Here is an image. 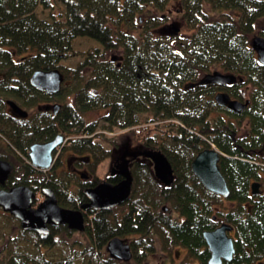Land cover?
Returning <instances> with one entry per match:
<instances>
[{"label": "trees", "instance_id": "obj_1", "mask_svg": "<svg viewBox=\"0 0 264 264\" xmlns=\"http://www.w3.org/2000/svg\"><path fill=\"white\" fill-rule=\"evenodd\" d=\"M172 1L189 30L184 36L166 37L159 28L167 18L161 11ZM57 2L60 12L49 19L37 9L51 13L52 0H0V137L20 158L32 143L61 134L67 138L64 150L91 154L99 163L121 146L104 132L128 128L126 146L163 153L174 178L162 184L148 158L134 159L127 200L112 211L94 212L79 233L82 239L69 241L67 226L52 227L45 237L22 230L8 215L0 225H16L17 232L8 228L6 242L0 243V264H141L157 244L167 255L176 246L184 248L185 258L177 264H208L202 233L216 226L213 215L233 227L234 254L221 264H264V192L253 196L249 189L262 169L252 149L264 141V65L250 41L264 36V0ZM79 40L91 44L80 51L75 47ZM75 57L74 65L65 64ZM51 69L65 77L59 92L48 94L30 84L35 70ZM213 71L235 75V87L195 84ZM218 90L250 99L245 140L232 138L242 118L238 124L229 120L231 112L214 101ZM7 101L29 115L10 118ZM51 102L60 105L55 114L38 109ZM96 110L105 111L101 131L98 120H85ZM212 146L225 154L219 169L229 187L226 199L235 202L231 208L221 209L223 198L208 191L191 170L195 155ZM21 161L22 174L12 171L7 186L49 187L65 207L76 208L85 200L82 192H69L63 178ZM114 237L130 238L133 261L106 253Z\"/></svg>", "mask_w": 264, "mask_h": 264}, {"label": "water", "instance_id": "obj_2", "mask_svg": "<svg viewBox=\"0 0 264 264\" xmlns=\"http://www.w3.org/2000/svg\"><path fill=\"white\" fill-rule=\"evenodd\" d=\"M177 30H175L176 32ZM251 48L256 53L259 64L264 65V37L255 36L250 42ZM115 57H112L114 60ZM64 77L59 69L35 70L30 76V84L37 90L45 91L48 94L57 93L60 90ZM235 76L213 71L205 74L200 80V85L232 83ZM217 105L229 110L240 112L245 108L246 103L231 100L226 92H218L215 97ZM10 107L20 116H26L15 103L9 101ZM59 104H53V112H56ZM63 142L61 134L56 135L52 140L35 143L30 147V162L42 170L50 167L52 152ZM132 157L138 154L149 158L155 177L164 184L173 180V170L165 155L159 151H128L125 153ZM219 154L213 148L200 151L191 162V170L203 186L212 193L226 197L228 195L227 183L221 174L218 166ZM10 171L9 163L0 161V182H2ZM124 176V180L116 185H100L90 196L89 207L94 209H110L124 202L130 191L131 176L125 164H121L118 171ZM257 183L251 184V192L257 193ZM45 199L35 208H32L33 191L26 186H15L9 190H0V206L20 221L24 230H32L39 234L47 235V225L58 226L67 224L69 227L82 230L83 218L79 211L63 208L56 202L51 189L43 191ZM232 227L227 223H220L213 230L202 233L205 243L210 251L208 264H221L222 261L231 260L234 254V244L227 235ZM106 249L111 257L121 260H129L131 252L129 246L119 238H112L107 242Z\"/></svg>", "mask_w": 264, "mask_h": 264}, {"label": "flooded vegetation", "instance_id": "obj_3", "mask_svg": "<svg viewBox=\"0 0 264 264\" xmlns=\"http://www.w3.org/2000/svg\"><path fill=\"white\" fill-rule=\"evenodd\" d=\"M168 11L170 12V9H168ZM168 18L172 19V17L167 16L163 25H165L164 29L166 31H171V30H173L174 27L170 25ZM236 81H237V78L232 83H227V84L222 83V84H215V85L220 86V87H228L229 89L230 88L232 89L233 87H235ZM217 92H226V91L225 90H218ZM226 93L228 94V92H226ZM228 95H229L231 100H237L241 103H246L245 108H243L240 112H237V113L235 111H232V110H229V109L223 107L226 110L231 112L232 115L229 118V120L233 124H238V118L239 117L242 118V123L240 124L241 127L237 126V128H239V130L237 132H233V134H231V136L233 139H234L233 136H237V137H240V140H243V139L245 140L246 138H248V135H249L246 127L249 126V120H250V115L248 112H245V109L250 104V99L248 97H246L243 100H238L237 98H234L230 94H228ZM54 103L55 102L45 103L44 106H38V109L53 112L52 105ZM59 108H60V106L58 107L57 111L59 110ZM56 112H53V113L55 114ZM6 113L8 114V116L10 118H13V119H15L17 117H22L10 107V105L8 104V101H7ZM28 115H29V112H27L26 117ZM224 117L226 118V115ZM243 127L245 128V130L243 129ZM240 128H241V130H240ZM66 140H67V138L63 137V142L57 148H55L53 150L52 158H51V162H50V167L44 171L49 173L50 176L53 175L55 177V179L63 178L65 181H67V188L66 189L69 190V192L78 193L80 191L83 193V195L85 196V200H83V202L80 203V205L76 208L65 207V206H62L58 203L57 204L63 208H66V209L79 211L82 215V218H83V230H82V232H85V225L89 221L88 218H90L94 212L112 211L117 206L124 204V202L127 200L126 199L121 204L116 205L110 209H94V208H91L88 206L89 203L91 202L90 196L94 193V191L97 190V188L100 185H111V186H113V185H116L119 182L123 181L124 176L118 173L121 164L122 163L125 164L127 167V170L130 172V167L133 163V160L136 158H139L141 156L132 157L130 155H126L125 153L128 152L130 149L127 146H124L121 148H116V151L120 152V154H118L117 156L112 155V156H109L106 159H104V160L110 159V164H109L108 171L103 175V177H101L98 174L99 173L98 169L100 168L99 165L102 164V162L104 160L100 161L99 163H95L94 157L91 154H73V153L69 152L68 150H64ZM43 142H47V141H43ZM35 143H41V142H34L30 145V147ZM30 147L28 148V150L26 152V156H23V157L20 156V158H19L18 152H16L13 145L10 142H8L5 138L0 137V161L9 163V165H10V171H9L7 177L2 182H0V190H9L10 188L15 187V186H26L23 184H19V185H14V186L9 187V186H7V183H6V181L8 180L10 175L12 174V171L15 170L18 174H20V175L22 174L21 173L22 170L20 171V169L22 167L21 158L25 159V161L27 160L26 162L34 170H37V171L41 170L40 168H37L34 165H32L30 162V157H29ZM205 149H207V148H205ZM215 150H217V149L215 148ZM217 151L219 154V161H220L221 155L225 156V154L221 153L219 150H217ZM252 151L255 152V157L257 158V160L259 162H261V166H262V169L260 170V177H258V179L251 180L250 185H249V189L251 191V184L257 183V188H256L257 193L253 194L251 192V194L253 196H257V195H260L262 192H264V141L255 150L252 149ZM219 161H218V166H219ZM151 165H152V162H151ZM172 170H173V168H172ZM173 178H174V171H173ZM226 183H227V181H226ZM26 187L31 189L29 186H26ZM227 188L229 191L228 184H227ZM45 189H51V188L39 186V188H37L36 190L31 189L33 191V194H34V197L32 199V205H31L32 208L37 207L39 205V203H41L45 199V195L43 194V191ZM51 190L53 192V189H51ZM36 194L39 196V198L37 196L36 203H34V198H35ZM53 194H54V192H53ZM228 194H229V192H228ZM219 196L223 198L222 206L224 208H231L235 205V202L232 203V201L226 199L228 195L226 197L221 196V195H219ZM163 210H164V212H166L167 208L164 207ZM8 215H11V214L8 211L3 210V208L0 206V222H6ZM212 220H213V222L217 223L216 226H218L222 222H225V221L221 220L220 216H216V215L212 216ZM17 221L19 224V228L21 229L20 221L18 219H17ZM47 226H48L49 230H50V228H52L51 225H47ZM60 226H66V225H58L56 227H60ZM216 226L214 228H216ZM1 227H2V229L0 230V243L6 242V238H7V226L5 227V225L2 224ZM69 228H70L71 234L77 233V231L72 230L73 228H71V227H69ZM16 232H17L16 225H12L11 226V233H16ZM49 233H50V231H49ZM39 235L44 236V237L47 236V235H42V234H39ZM227 235L232 238L233 244H234L233 227L229 232H227ZM118 238L121 239L124 243H126L131 250L129 237H118ZM176 257H178V255H176Z\"/></svg>", "mask_w": 264, "mask_h": 264}, {"label": "rangeland", "instance_id": "obj_4", "mask_svg": "<svg viewBox=\"0 0 264 264\" xmlns=\"http://www.w3.org/2000/svg\"><path fill=\"white\" fill-rule=\"evenodd\" d=\"M52 2L55 3V7H53L51 13H50V10H48V9H45V10L41 9V8L37 9V12L40 15V17L50 19V16L56 17L58 15V13L60 12V5L57 6L58 5L57 0H52ZM172 5H175V3H173V1L170 2L169 4H167L166 8H164L161 11V13L167 14V16L172 17V19L168 18V21L170 22L171 26L176 28L177 31L174 32V28L171 31H166L164 29L165 25H163V24H162V26L160 24L159 28H160V30H162V33L166 37H174V35L184 36L185 34L189 33V30L186 28L185 23H184V19L181 16V14L177 13L175 11V7ZM168 9H170V12L168 11ZM261 27H264V25H262ZM90 44L91 43L87 40H79L75 44V47L81 51V50H85ZM111 54L114 55L115 53L112 52ZM78 59H79L78 57L69 59V60L65 61V64L67 66H72L78 61ZM201 86H207V85H201ZM215 95H214V97H215ZM44 105L45 104H43L41 106H44ZM104 113H105L104 110H96L93 112H89L88 115L86 114L85 120H89V121L90 120H98L99 123L97 125L96 130L101 131L102 130V128L100 127V125L102 123L101 118H102ZM128 130H129L128 128H126L124 130L113 129L112 131H109V130L105 131L104 134L107 135L108 137H114V138L118 139L119 144H121V146L123 147L124 145H127L125 143V141H126L125 138L127 136L126 132ZM118 154H120V152L115 151L113 153V156H117ZM109 164H110V159L104 160L102 162V164L99 165L100 168L98 169V172H99L98 174L101 177H103V175L108 171ZM223 208L224 207L221 206V209H223ZM8 228H11V227L7 226V230H8ZM1 229H2V227L0 226V230ZM77 238L82 239V237L78 233H74L68 237V240L72 241V240H75ZM185 254H186V250L184 248L176 246L175 248L171 249L167 255L166 252L162 251L160 245L157 244L156 250L154 252H150L149 254H147L146 257L144 258V260H142L141 264H174V263L177 264L181 259L185 258ZM176 255H178V257H176ZM131 261H133V259H131Z\"/></svg>", "mask_w": 264, "mask_h": 264}, {"label": "bare ground", "instance_id": "obj_5", "mask_svg": "<svg viewBox=\"0 0 264 264\" xmlns=\"http://www.w3.org/2000/svg\"><path fill=\"white\" fill-rule=\"evenodd\" d=\"M202 78V77H201ZM199 82V81H198ZM198 82H196L195 84H198V85H200ZM194 85V84H193ZM220 170V169H219ZM222 174V173H221ZM225 179V178H224Z\"/></svg>", "mask_w": 264, "mask_h": 264}]
</instances>
